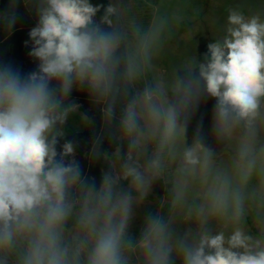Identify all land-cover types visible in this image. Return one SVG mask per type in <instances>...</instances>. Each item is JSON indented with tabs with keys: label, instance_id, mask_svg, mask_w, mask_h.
<instances>
[{
	"label": "clouds",
	"instance_id": "obj_1",
	"mask_svg": "<svg viewBox=\"0 0 264 264\" xmlns=\"http://www.w3.org/2000/svg\"><path fill=\"white\" fill-rule=\"evenodd\" d=\"M19 3L0 14L9 34ZM23 4L38 17L28 35L39 63L27 76L0 66V264H264V11L229 8L203 62L195 46L161 73L177 11L152 6L146 17L141 0ZM73 88L102 113L87 153L107 165L99 186L77 143H60ZM209 98L218 148L200 127L187 135ZM161 180L162 211L134 237L135 209Z\"/></svg>",
	"mask_w": 264,
	"mask_h": 264
},
{
	"label": "rangeland",
	"instance_id": "obj_2",
	"mask_svg": "<svg viewBox=\"0 0 264 264\" xmlns=\"http://www.w3.org/2000/svg\"><path fill=\"white\" fill-rule=\"evenodd\" d=\"M109 2V0H108ZM142 8L147 17L152 6H159L162 10L177 11L183 17V25L174 33L168 49L163 57L160 72L165 66L176 62L185 55L194 54L203 62V54L207 52V45L214 42L223 33L228 9L240 7L245 13L264 11V0H145ZM215 104L214 98L203 101L199 110L191 120L188 128L189 143L198 127H200L205 142L210 147H219L211 135V117ZM79 108V104H76ZM166 194L164 182L157 181L146 201L135 209V215L130 225V234L139 237L143 220L149 213L162 211L159 200ZM177 264H180L177 261Z\"/></svg>",
	"mask_w": 264,
	"mask_h": 264
},
{
	"label": "trees",
	"instance_id": "obj_3",
	"mask_svg": "<svg viewBox=\"0 0 264 264\" xmlns=\"http://www.w3.org/2000/svg\"><path fill=\"white\" fill-rule=\"evenodd\" d=\"M10 0H0V14H3ZM93 5L108 4V0H91ZM18 19L15 28L9 34L2 23H0V66H9L17 70L22 76L38 71V60L30 56L32 41L28 35L29 31L36 26L38 17L34 12L25 9L23 0H20L18 6ZM98 15H100L98 13ZM28 42L27 45L25 42ZM69 102L79 104L78 110L73 112L65 125V140L75 141V159L80 164L83 172L90 178H94L97 186L101 180L102 170L106 169V163L100 160H91L87 153L90 150L91 142L94 136L100 132L103 121L100 108L94 105L86 90L73 88ZM86 114L93 121L92 125L85 126L81 121V115ZM103 147L111 150L107 140Z\"/></svg>",
	"mask_w": 264,
	"mask_h": 264
}]
</instances>
